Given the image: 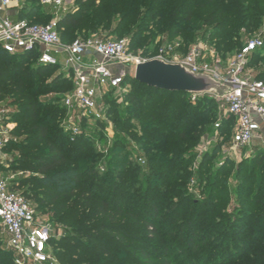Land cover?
I'll use <instances>...</instances> for the list:
<instances>
[{
	"label": "trees",
	"instance_id": "1",
	"mask_svg": "<svg viewBox=\"0 0 264 264\" xmlns=\"http://www.w3.org/2000/svg\"><path fill=\"white\" fill-rule=\"evenodd\" d=\"M74 1L58 24L65 43L79 37H111L120 33L119 38L130 36L129 49L133 53L138 52V47H146L143 54L148 56V49L160 36H166L169 41H180L183 53L202 41L226 59L245 45L241 43L242 35L254 31L250 39L261 34L264 40V31L260 29L264 0ZM45 7L50 6L40 0H23L19 18L49 23L40 21L46 14H39L38 18L33 13ZM158 50L159 46H155L154 52ZM262 50L264 45L253 53L249 68L252 59ZM38 56V51L11 55L0 49V99L10 96L18 106L13 115L17 124L13 134L17 141L11 142L4 151L13 147L20 153L17 164L22 167L19 169L36 172L12 179V189L29 200L39 215L49 211L55 224L66 227L63 241H57L54 246L58 263L140 264L136 255L144 260L151 258L144 243L153 238L163 244L166 236L175 240L185 238L187 227L193 230L188 243L191 252L199 250V244L207 246L210 240L214 242L210 237L213 229L197 231L210 219L206 217L195 227L200 204L187 209V197L183 196L179 182L186 183L192 176L186 172L184 163H190L196 156L195 147L210 130L206 119L213 118L215 110L209 103L214 105L217 99L212 94H201L192 100L190 93L160 90L140 83L134 76L126 77L124 86L130 82L132 85L125 93V110L117 114L119 109H116L113 115L116 128L130 131L146 155L148 175L143 188L136 191L134 188L145 169L139 159L136 162L116 159L114 152L102 161V153L89 154L80 133L74 137L60 127L67 109L54 102L72 92L73 79L62 69L52 79L45 80L52 70L62 66L40 65ZM255 77L264 80V77ZM49 91L54 95L39 96ZM203 96L212 97L203 100ZM117 139L118 145L120 139ZM258 150L264 151V148ZM260 154V173L264 177V154ZM210 159L208 155L202 159L199 168L202 176ZM113 188L116 190L111 193ZM216 209L217 206L211 210ZM168 225L172 227L167 229ZM226 240L227 237L216 245L224 247ZM217 246L210 244L211 257L217 256ZM127 249L133 250L134 255ZM4 253L0 264H7L8 260L16 264L12 250L6 248ZM163 258L164 264H177L169 257Z\"/></svg>",
	"mask_w": 264,
	"mask_h": 264
},
{
	"label": "built area",
	"instance_id": "2",
	"mask_svg": "<svg viewBox=\"0 0 264 264\" xmlns=\"http://www.w3.org/2000/svg\"><path fill=\"white\" fill-rule=\"evenodd\" d=\"M22 3L23 0H0V49L11 55L38 51L40 65H61L67 76L72 77L74 89L64 95L63 105L68 114L65 128L73 135L80 131L75 121L87 111L95 110L105 95L111 91L119 95L127 92L125 79L134 76L137 64L161 58L180 63L196 73L211 75L226 85L228 91L223 96L212 95L226 105L227 114L236 120L235 149L264 148V80L256 78L249 68L253 53L264 45L261 34L226 59L203 42L192 44L183 53L180 41H168L159 48L158 54L148 57L130 52L125 38L93 35L65 43L58 28L59 20L67 11L61 12L65 0H42L43 5H52L55 14L46 24L26 19L14 21L9 11L20 9ZM87 57L91 60L86 61ZM120 65H126L128 70L113 68ZM199 95L191 94L192 100ZM8 116L0 108V153L17 141L13 128L5 122ZM43 218L29 200L12 189L11 178L0 177V224L16 264H58L51 246L54 227Z\"/></svg>",
	"mask_w": 264,
	"mask_h": 264
},
{
	"label": "rangeland",
	"instance_id": "3",
	"mask_svg": "<svg viewBox=\"0 0 264 264\" xmlns=\"http://www.w3.org/2000/svg\"><path fill=\"white\" fill-rule=\"evenodd\" d=\"M40 1L42 3V0ZM74 3V0H65L61 12L70 9ZM50 7H45L40 12L33 13L36 16L39 14L44 16L46 14L40 21L49 22L55 15L52 5ZM260 29L264 31V20ZM253 34L254 31H251L242 35L241 43H246ZM111 37L119 38L121 34H114ZM122 38L127 39L130 43V36L124 35ZM168 41L166 36H160L155 44L148 49V57L158 54V51L154 52L155 46L160 48ZM131 48L133 49V46ZM145 48L138 47L137 53L143 54ZM130 52L133 51L130 50ZM251 66L250 69L254 75L264 77V50L252 59ZM113 68L128 70L126 65ZM61 71L62 68L52 70L45 80L52 79ZM34 79L36 81L37 78ZM131 85V82L128 83L126 89H129ZM51 95H54L53 91H49L45 95L39 94L41 98H48ZM108 97L107 99H100L95 110L87 111L83 118L75 121V124L80 129L79 133L80 137H82L80 140H83L86 144L89 154L102 153V161L106 157H112L114 152L116 159H130L135 162L138 159H142L141 164H143L145 169L140 174L139 184L134 188L139 191L143 188L146 175H148L146 155L144 150L139 147L137 141L133 140L130 131L116 128V118L113 114L116 109H119L117 114H123L126 107L124 102L125 93L119 95L116 92H111ZM204 97L211 99L212 96H203L201 99L204 100ZM54 104L63 105V99L54 102ZM209 105L214 107L215 110L214 117L206 119L207 122H210V130L201 136L199 144L195 147L196 156L191 159L190 163H184L187 167L186 172L192 173V176L188 182L179 183L184 190L183 196L187 197V209H190L195 203L200 204L195 227H199L206 217L210 219L203 227H199L197 231L201 232L206 229L212 231L213 229L210 237L215 239V241L212 242L210 240V244L217 246V243H223L224 238L227 237L226 245L224 247L217 246V256L214 257L209 254L210 244L207 246L199 244V250L191 252L192 250L188 243L190 232L193 230L187 227L185 230L188 231V236L185 238L182 237L179 240H175L172 236H166V241L163 244L158 239L155 240L153 238L151 241L144 243L149 249L148 252L151 254V258L144 260L143 258L140 259L139 255H136V259L140 264H164L163 257H169L171 260L176 261L177 264H264V177L260 173L258 161V154L261 153V156L264 151L258 150L262 148L261 146L235 149L233 134L236 120L227 114V107L222 101H218L214 105L209 103ZM0 108L8 112L9 116L5 122L14 129L17 124L13 115L17 111L18 106L12 102L10 96H7L6 99H0ZM67 120L68 114L66 113L59 124L60 127L65 128ZM73 136L76 137V135ZM116 137L120 139L118 145L116 144ZM91 148L93 151H91ZM206 155L211 156V159L205 167V175L202 176L199 168L202 159ZM19 157L20 153L17 150H13V147L1 153L0 162L5 167L4 177L17 179L20 176L36 173L23 168L19 169V167H22L21 164H17ZM16 167L18 169H15ZM116 186L122 188L120 185L116 184ZM106 190L109 191L108 188ZM114 190L116 188H113L110 192L113 193ZM124 199H126V196ZM129 199H133V197H129ZM215 206H217V209L212 212L211 209ZM40 216L53 224L51 246L53 251H55L56 242L63 241L61 239L67 233L66 227L55 224L49 211L44 215L40 214ZM158 221L160 220L158 219ZM170 227L172 226L168 225L167 229ZM0 247L2 248L0 257H5L4 251L8 246L1 229ZM127 251L129 254L134 255L133 250L127 249ZM7 264H11L10 260L7 261Z\"/></svg>",
	"mask_w": 264,
	"mask_h": 264
},
{
	"label": "water",
	"instance_id": "4",
	"mask_svg": "<svg viewBox=\"0 0 264 264\" xmlns=\"http://www.w3.org/2000/svg\"><path fill=\"white\" fill-rule=\"evenodd\" d=\"M134 78L150 87L173 92L223 96L228 91L226 85L211 75L196 73L180 63L161 58L137 64Z\"/></svg>",
	"mask_w": 264,
	"mask_h": 264
},
{
	"label": "crops",
	"instance_id": "5",
	"mask_svg": "<svg viewBox=\"0 0 264 264\" xmlns=\"http://www.w3.org/2000/svg\"><path fill=\"white\" fill-rule=\"evenodd\" d=\"M9 15L11 16V18L14 20V21H17V20H19L20 18H19V9L17 10V9H13V10H10L9 11ZM91 59H90V57H87L86 58V61H90ZM1 153H3V152H1ZM1 153H0V155H1ZM4 171H5V167H4V165L2 164V162H0V177H4L5 175H4Z\"/></svg>",
	"mask_w": 264,
	"mask_h": 264
}]
</instances>
